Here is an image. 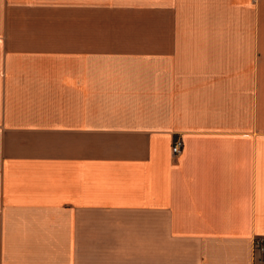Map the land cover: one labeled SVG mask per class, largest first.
<instances>
[{
	"label": "crops",
	"instance_id": "obj_1",
	"mask_svg": "<svg viewBox=\"0 0 264 264\" xmlns=\"http://www.w3.org/2000/svg\"><path fill=\"white\" fill-rule=\"evenodd\" d=\"M256 238L264 0H0V264H264Z\"/></svg>",
	"mask_w": 264,
	"mask_h": 264
},
{
	"label": "built area",
	"instance_id": "obj_2",
	"mask_svg": "<svg viewBox=\"0 0 264 264\" xmlns=\"http://www.w3.org/2000/svg\"><path fill=\"white\" fill-rule=\"evenodd\" d=\"M183 146L184 144H183L182 139H177L173 146V154L175 156H179L182 153ZM254 250H255V253H260L261 255H264V238L255 239Z\"/></svg>",
	"mask_w": 264,
	"mask_h": 264
}]
</instances>
